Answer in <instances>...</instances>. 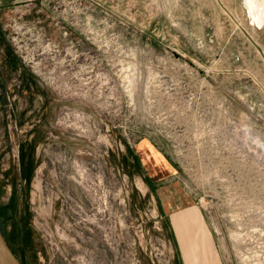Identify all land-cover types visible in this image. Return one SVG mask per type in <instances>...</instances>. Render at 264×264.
<instances>
[{
  "label": "rangeland",
  "instance_id": "obj_1",
  "mask_svg": "<svg viewBox=\"0 0 264 264\" xmlns=\"http://www.w3.org/2000/svg\"><path fill=\"white\" fill-rule=\"evenodd\" d=\"M246 9L0 0V231L22 264L171 263L127 178L142 137L220 262L264 264V23Z\"/></svg>",
  "mask_w": 264,
  "mask_h": 264
},
{
  "label": "crops",
  "instance_id": "obj_2",
  "mask_svg": "<svg viewBox=\"0 0 264 264\" xmlns=\"http://www.w3.org/2000/svg\"><path fill=\"white\" fill-rule=\"evenodd\" d=\"M127 178L134 187L133 196L154 203L160 213L172 257L170 264H223L217 254V237L189 198L168 179L170 160L148 137L126 147ZM125 163V162H124ZM131 194V196H132Z\"/></svg>",
  "mask_w": 264,
  "mask_h": 264
},
{
  "label": "bare ground",
  "instance_id": "obj_3",
  "mask_svg": "<svg viewBox=\"0 0 264 264\" xmlns=\"http://www.w3.org/2000/svg\"><path fill=\"white\" fill-rule=\"evenodd\" d=\"M244 3L252 21L261 26L264 23V0H244Z\"/></svg>",
  "mask_w": 264,
  "mask_h": 264
},
{
  "label": "water",
  "instance_id": "obj_4",
  "mask_svg": "<svg viewBox=\"0 0 264 264\" xmlns=\"http://www.w3.org/2000/svg\"><path fill=\"white\" fill-rule=\"evenodd\" d=\"M0 264H22L9 246L6 244L3 236L0 233Z\"/></svg>",
  "mask_w": 264,
  "mask_h": 264
},
{
  "label": "flooded vegetation",
  "instance_id": "obj_5",
  "mask_svg": "<svg viewBox=\"0 0 264 264\" xmlns=\"http://www.w3.org/2000/svg\"><path fill=\"white\" fill-rule=\"evenodd\" d=\"M0 74H2V71L0 70Z\"/></svg>",
  "mask_w": 264,
  "mask_h": 264
},
{
  "label": "trees",
  "instance_id": "obj_6",
  "mask_svg": "<svg viewBox=\"0 0 264 264\" xmlns=\"http://www.w3.org/2000/svg\"><path fill=\"white\" fill-rule=\"evenodd\" d=\"M0 233H1V231H0ZM1 235H2V233H1ZM3 236V235H2Z\"/></svg>",
  "mask_w": 264,
  "mask_h": 264
}]
</instances>
